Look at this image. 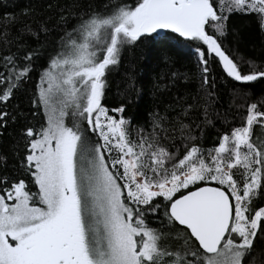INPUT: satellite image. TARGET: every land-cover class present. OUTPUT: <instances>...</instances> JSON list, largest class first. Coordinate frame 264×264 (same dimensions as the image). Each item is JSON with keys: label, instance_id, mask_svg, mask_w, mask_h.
<instances>
[{"label": "snow or ice", "instance_id": "obj_1", "mask_svg": "<svg viewBox=\"0 0 264 264\" xmlns=\"http://www.w3.org/2000/svg\"><path fill=\"white\" fill-rule=\"evenodd\" d=\"M219 7L257 12L264 21V0H220ZM225 20L213 0H139L90 15L62 38L34 101L46 110V126L25 130L26 167L39 191L31 193L20 180L0 194V264H245L264 233V206L255 205L264 197V135L254 132L264 129V111L251 104L245 124L223 135L218 147L205 155L192 145L181 157L155 138L133 143L126 121L101 105L109 66L127 45L161 29L202 41L236 81L264 77V71L243 74L206 30L223 35ZM200 56L207 65L203 51ZM28 71L0 73L6 85L0 103L11 99ZM5 116L0 111V122ZM81 119L99 130L102 145L89 143ZM113 150L120 155L110 170L104 153ZM157 198L168 203H153ZM141 206L153 214L164 207L182 248L164 243L168 233L152 227Z\"/></svg>", "mask_w": 264, "mask_h": 264}, {"label": "trees", "instance_id": "obj_2", "mask_svg": "<svg viewBox=\"0 0 264 264\" xmlns=\"http://www.w3.org/2000/svg\"><path fill=\"white\" fill-rule=\"evenodd\" d=\"M138 2L0 0V73L10 76L13 68H29L27 76L13 90L11 99L0 103V111L7 113L0 122V194L20 180L31 193L39 191L26 167L30 138L25 130L35 131L46 126L45 109L34 101L38 98L42 75L61 51L62 38L90 15L108 14L117 6L134 7ZM213 3L218 15L227 16V20L223 35L215 28H206L208 33L218 40L243 74L264 71L261 14L221 11L220 0ZM201 51L205 53L203 59L208 61L207 65L202 62ZM103 79L106 83L101 105L114 119L126 121L124 128L129 140L138 143L141 139L155 138L181 157L186 147L192 145L199 146L205 155L218 147L223 135L245 124L251 104H257V110L264 111V77L250 82L236 81L228 76L219 57L210 53L202 41L183 39L171 32L145 35L127 45L119 62L109 66ZM5 87L0 85V89ZM121 108L123 111H117ZM79 130L94 141V146L101 145L96 130H92L86 120H80ZM254 132L264 135V129L259 127H254ZM189 136L195 139H188ZM104 154L109 165L110 157L120 155L115 150ZM116 169L123 171L119 165ZM110 170H114L111 165ZM233 171L240 179L242 170ZM153 203L163 206L168 202L157 198ZM255 205L264 206V197L255 201ZM148 207L141 206V209L150 225L168 233L164 243L170 240L172 249L182 248L184 240L177 238V229L168 225L164 207L157 214L148 212ZM191 244L195 246L196 242L192 240ZM245 264H264V233L258 234Z\"/></svg>", "mask_w": 264, "mask_h": 264}, {"label": "rangeland", "instance_id": "obj_3", "mask_svg": "<svg viewBox=\"0 0 264 264\" xmlns=\"http://www.w3.org/2000/svg\"><path fill=\"white\" fill-rule=\"evenodd\" d=\"M45 112H46V110H45ZM110 116V115H109ZM110 117H112V116H110ZM113 118V117H112ZM65 122H66V124L68 125V126H72V123H71V120L69 119V118H66V120H65ZM96 132H97V134H98V136H99V138H100V144L102 145L103 144V140H102V138H101V136H100V134H99V130H96ZM85 135V134H84ZM86 136V135H85ZM88 138V140H89V143L91 144V145H93L94 146V141L91 139V138H89V137H87ZM105 153H108V152H105ZM117 153H119L118 151H117ZM113 159H115V157L114 158H111L110 157V165H111V161L113 160ZM39 190V189H38ZM10 203H14V201H11ZM37 206H42V205H39V204H37ZM169 239H173V238H169ZM176 242V241H175ZM168 245H170L171 247H172V245H173V241H170L169 240V243H168Z\"/></svg>", "mask_w": 264, "mask_h": 264}, {"label": "water", "instance_id": "obj_4", "mask_svg": "<svg viewBox=\"0 0 264 264\" xmlns=\"http://www.w3.org/2000/svg\"><path fill=\"white\" fill-rule=\"evenodd\" d=\"M165 32H171V31H170V30H167V29H161V30H158L156 33H153V34H163V33H165ZM171 33H173V32H171ZM173 34L179 36V35L176 34V33H173ZM179 37H180V36H179ZM181 38H183V37H181ZM183 39H186V38H183ZM222 65H223V64H222Z\"/></svg>", "mask_w": 264, "mask_h": 264}]
</instances>
